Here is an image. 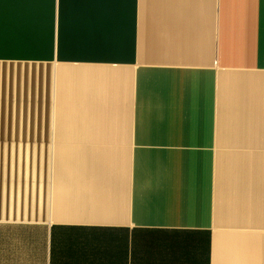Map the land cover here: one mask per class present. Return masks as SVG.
<instances>
[{
	"label": "crops",
	"instance_id": "obj_1",
	"mask_svg": "<svg viewBox=\"0 0 264 264\" xmlns=\"http://www.w3.org/2000/svg\"><path fill=\"white\" fill-rule=\"evenodd\" d=\"M0 264H264V0H0Z\"/></svg>",
	"mask_w": 264,
	"mask_h": 264
}]
</instances>
